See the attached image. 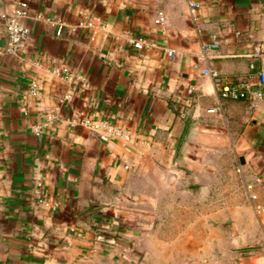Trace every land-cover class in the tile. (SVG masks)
I'll use <instances>...</instances> for the list:
<instances>
[{
	"label": "crops",
	"instance_id": "0c3cea01",
	"mask_svg": "<svg viewBox=\"0 0 264 264\" xmlns=\"http://www.w3.org/2000/svg\"><path fill=\"white\" fill-rule=\"evenodd\" d=\"M18 1L0 0V264H105L100 225L157 226L122 209L142 180L155 214L157 197L182 198L149 232L151 260L264 264V0H201L195 12L188 0H31L18 19L29 34L8 53ZM242 79L263 97L221 96Z\"/></svg>",
	"mask_w": 264,
	"mask_h": 264
},
{
	"label": "rangeland",
	"instance_id": "374dc122",
	"mask_svg": "<svg viewBox=\"0 0 264 264\" xmlns=\"http://www.w3.org/2000/svg\"><path fill=\"white\" fill-rule=\"evenodd\" d=\"M134 183V184H133ZM140 186H139V185ZM132 185H138L136 188V191L134 189L132 190V187H130V191H124L126 196V200L124 202V208L123 210H126L127 212L125 215H130V212H128V209L133 213H135L136 216L143 217L144 219L141 221H144L145 224H149L148 217L156 216V222H153V225H157L159 223L160 217H164V206L168 201H173L176 203L181 202V197H157V200L159 201L157 204V213L155 214L152 208L149 205V182L147 180H142L139 183L132 182L130 186ZM129 189V188H128ZM140 189V191H138ZM137 213V214H136ZM173 214V219L182 217L180 212H174L169 213ZM117 217V214H115ZM119 215V214H118ZM132 215V213H131ZM178 219V221H175L174 224H177L172 229L173 231V240L174 244L172 246L174 254L179 253L180 249H182L181 244L178 239V234L182 231L181 229V222ZM105 225L99 226V231L96 232V237H98L97 241V251L104 252V256H101V261L105 264H165L164 261L162 262H155L150 259V252L148 242L150 240L149 232H153L156 230L155 228L157 226L151 227V231H149V226L140 227V228H132L127 227V230L124 232L122 229L120 230L119 227L112 223H104ZM159 231V230H157ZM165 229L161 230V237H164ZM137 239V241H136ZM158 247V246H157ZM96 251V252H97ZM94 254V252H93ZM99 264V263H97ZM172 264H185L184 261L176 260L172 262Z\"/></svg>",
	"mask_w": 264,
	"mask_h": 264
},
{
	"label": "built area",
	"instance_id": "2783aa9c",
	"mask_svg": "<svg viewBox=\"0 0 264 264\" xmlns=\"http://www.w3.org/2000/svg\"><path fill=\"white\" fill-rule=\"evenodd\" d=\"M30 2L31 0H19L18 5L15 11V14L12 18H10L7 22V46H6V52L8 53H16L22 42L27 38L29 34V27H26L24 25H21L18 22L19 18H24L28 16L29 12V7H30ZM188 5L191 11L195 12L201 7V0H188ZM52 24H57V34H61L62 29H63V23L58 22V20H48ZM165 21V17L163 14L159 16V18L156 20L157 23H163ZM80 25L82 26H93V22L89 21L86 24L81 23ZM131 42L137 49H144V48H149L153 45L151 42H146L143 38H135L132 39ZM218 44L217 43H212L210 45L205 46L206 50H212L217 48ZM169 54L174 55V52L169 51ZM254 67V64H251V68ZM204 73L206 75H209L211 78H213L215 81H219V73L215 70H211L206 68L204 70ZM259 80L261 84H264V65L259 71ZM39 84L37 80H33L31 82L30 86V94L32 96H38L39 95ZM221 96L224 98H231L234 100L238 99H244V98H249V97H254L255 99H261L263 97V93L261 90H253L252 85L246 80L242 79L239 82L233 84V85H228L224 86L221 90ZM217 109H210V111H216ZM72 123H77L76 120H72ZM83 125L86 127L103 131L105 134L108 136H119L122 137L123 139H130L129 132L127 130H124L118 126H113L109 122L106 121H101V122H95L91 119H84L81 121ZM44 125H39L36 128V134L40 135L43 131ZM252 186L249 185L248 189L251 190ZM252 198L256 199L257 195L252 194Z\"/></svg>",
	"mask_w": 264,
	"mask_h": 264
},
{
	"label": "water",
	"instance_id": "95a60500",
	"mask_svg": "<svg viewBox=\"0 0 264 264\" xmlns=\"http://www.w3.org/2000/svg\"><path fill=\"white\" fill-rule=\"evenodd\" d=\"M193 129H194V123L191 124L190 131H193ZM90 214H93L94 220H96V221L101 220L100 216L98 215V210L92 211V212H90Z\"/></svg>",
	"mask_w": 264,
	"mask_h": 264
}]
</instances>
